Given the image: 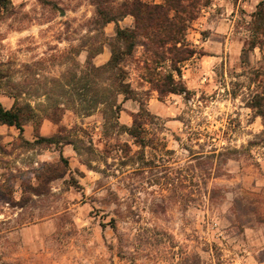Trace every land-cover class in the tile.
Masks as SVG:
<instances>
[{
	"label": "rangeland",
	"instance_id": "374dc122",
	"mask_svg": "<svg viewBox=\"0 0 264 264\" xmlns=\"http://www.w3.org/2000/svg\"><path fill=\"white\" fill-rule=\"evenodd\" d=\"M100 1L0 0V104L33 112L0 126V264H264V2H194L180 50L139 35L124 99L97 10L125 0ZM185 49L187 92L159 94ZM143 103L145 146L125 132Z\"/></svg>",
	"mask_w": 264,
	"mask_h": 264
},
{
	"label": "trees",
	"instance_id": "16d2710c",
	"mask_svg": "<svg viewBox=\"0 0 264 264\" xmlns=\"http://www.w3.org/2000/svg\"><path fill=\"white\" fill-rule=\"evenodd\" d=\"M198 1L200 0H165L164 3H148L145 0H125V2L121 4L123 10H121L122 12L119 16H109L107 10L100 8L99 4H96L99 7V10H97L99 14L98 19L102 20L100 24L104 27L105 24L114 22L116 25L113 38L114 43H110L111 57L106 64L100 67L109 69L113 72L117 92L122 94L124 99L132 98L133 90L130 84L125 81L124 70L120 64L124 56L129 55L137 46V37L139 35H144L147 38L149 37L150 40L153 38L154 42V36L158 34L159 37L161 36L160 38L165 39H163L164 41L158 39L156 43L161 42V45H166L170 44V42H174L175 50H180L182 47L184 48L181 35L187 26L186 22L190 20V16L184 18V15L192 13L195 9L193 4ZM96 2L104 1L96 0ZM127 15H131L134 19L135 25L133 29L121 27L118 24L120 18ZM98 19H96L97 21L95 22L99 24ZM166 39L167 41H165ZM119 41L125 42V50H120L115 46V43ZM179 43L180 46H177ZM183 54L192 55L193 51L185 49L182 50V54L178 58H170L172 70L176 72L179 79L176 80L172 72L164 75L162 81H157L155 84V88L159 94L187 92L186 87L183 86L180 80L181 69L179 63L187 58L184 57ZM105 104H107L108 109L114 113L115 117L118 118L121 110L120 104L108 101H106ZM32 114L33 112H31L30 105H21V107H17V104H15L7 109L0 104V124L14 126L20 132L23 131V126L32 118ZM151 117H154V115L147 110L143 103L140 109L133 114L132 124L125 128V132L141 146H145L147 143L142 134ZM50 139V137L37 136L38 141H51Z\"/></svg>",
	"mask_w": 264,
	"mask_h": 264
},
{
	"label": "crops",
	"instance_id": "0c3cea01",
	"mask_svg": "<svg viewBox=\"0 0 264 264\" xmlns=\"http://www.w3.org/2000/svg\"><path fill=\"white\" fill-rule=\"evenodd\" d=\"M261 1H264V0H261ZM210 4L209 3H207V4H205L204 5V11H206V9H211V6H216V5H221V3H222V5H225V6H227V7H229V4L227 3V2H229L228 0H210ZM148 3H161V2H157V1H155V2H148ZM217 3V4H216ZM221 16H223L222 18L223 19H226L225 17H224V15H225V13L223 12V13H221L220 14ZM127 16H131V15H127ZM132 17V16H131ZM118 22H120V20L118 21ZM215 29V31H217L218 32V30L217 29H219V28H214ZM11 106H9V107H5V108H10ZM3 125H6V124H0V126H3ZM7 126H9V125H7ZM10 127H13V126H10ZM16 128V127H15ZM17 129V128H16ZM24 129V128H23ZM22 133V132H21ZM43 134H38L37 136H42ZM43 137H46V136H43ZM35 138H37L36 136H35ZM26 243H30V242H26V240H24V244H26ZM24 246H26V245H24ZM31 248V247H30ZM38 257V256H37ZM38 261V259H32V260H27V256H26V254H23L22 252H21V264H26V263H30V262H33V263H36Z\"/></svg>",
	"mask_w": 264,
	"mask_h": 264
}]
</instances>
